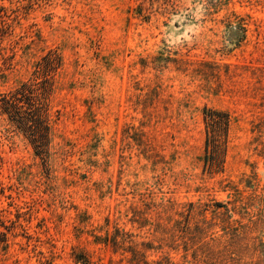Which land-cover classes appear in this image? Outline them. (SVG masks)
Returning <instances> with one entry per match:
<instances>
[{
  "label": "rangeland",
  "instance_id": "obj_1",
  "mask_svg": "<svg viewBox=\"0 0 264 264\" xmlns=\"http://www.w3.org/2000/svg\"><path fill=\"white\" fill-rule=\"evenodd\" d=\"M0 8V93L62 60L45 163L0 113V264H216L232 233L264 258V0ZM203 105L232 117L218 172Z\"/></svg>",
  "mask_w": 264,
  "mask_h": 264
},
{
  "label": "trees",
  "instance_id": "obj_2",
  "mask_svg": "<svg viewBox=\"0 0 264 264\" xmlns=\"http://www.w3.org/2000/svg\"><path fill=\"white\" fill-rule=\"evenodd\" d=\"M2 8H0L1 10ZM62 64L58 52L48 49L33 64L32 77L21 81L16 87L0 93V113L5 116L13 130L19 132L28 141L34 153L42 162H46L50 148V124L48 98L53 88V78ZM204 122V167L211 172L223 168L231 115L224 110L211 106H202ZM10 225L0 216V246H8ZM234 255V256H232ZM255 255L254 264H264L260 243L242 242L237 234L222 244L217 251V263L236 262L243 257ZM89 264V262H82Z\"/></svg>",
  "mask_w": 264,
  "mask_h": 264
}]
</instances>
